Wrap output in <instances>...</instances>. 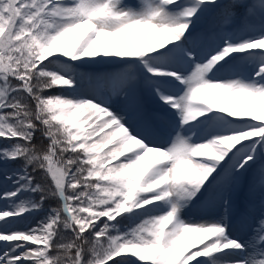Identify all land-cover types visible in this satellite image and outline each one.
Segmentation results:
<instances>
[{"label": "snow or ice", "instance_id": "6c2138e0", "mask_svg": "<svg viewBox=\"0 0 264 264\" xmlns=\"http://www.w3.org/2000/svg\"><path fill=\"white\" fill-rule=\"evenodd\" d=\"M190 262L264 264V0H0V264Z\"/></svg>", "mask_w": 264, "mask_h": 264}, {"label": "rangeland", "instance_id": "374dc122", "mask_svg": "<svg viewBox=\"0 0 264 264\" xmlns=\"http://www.w3.org/2000/svg\"><path fill=\"white\" fill-rule=\"evenodd\" d=\"M93 67V66H92ZM95 67H97V68H101V67H104L105 69H101V70H96V69H89V68H87L86 70H88V71H97V72H99V71H105V70H111V67L112 66H106V65H98V66H95ZM62 93V92H61ZM64 94H66L67 95V92H63ZM62 93V94H63ZM149 101V100H148ZM155 108H156V106H155ZM41 174V173H40ZM42 179H44L43 178V175L41 174V180ZM44 181H48L47 179H44ZM47 186H50V182L49 183H47ZM48 204V203H47ZM48 207H46L45 209H47ZM40 218V216H37L36 217V219H39ZM184 218L185 219H188V220H191V219H199L200 218V213L197 211V210H195V209H186L185 210V212H184ZM138 222V221H137ZM33 223H35V220H33ZM128 225V222L127 221H125L124 222V226H127ZM133 259H135V258H133ZM190 264H191V262H190Z\"/></svg>", "mask_w": 264, "mask_h": 264}, {"label": "bare ground", "instance_id": "6f19581e", "mask_svg": "<svg viewBox=\"0 0 264 264\" xmlns=\"http://www.w3.org/2000/svg\"><path fill=\"white\" fill-rule=\"evenodd\" d=\"M153 102L156 103V104H158L159 108L161 107V106H160V102H159L158 100H154ZM168 111H171V110L169 109ZM128 123H129L130 125H132L133 130H135V129L137 128V126L140 124V123L135 124V123H134V118H132V117H129V119H128ZM156 142L159 143V144L162 145V146H163L162 142L165 144V142H164V138H163L162 136H161L158 140H156Z\"/></svg>", "mask_w": 264, "mask_h": 264}, {"label": "trees", "instance_id": "16d2710c", "mask_svg": "<svg viewBox=\"0 0 264 264\" xmlns=\"http://www.w3.org/2000/svg\"><path fill=\"white\" fill-rule=\"evenodd\" d=\"M37 134H40V133L37 132ZM41 141H42L43 145H46L48 143V141L47 140H43V138L41 136H39L38 138H36V140L34 141V143L41 144Z\"/></svg>", "mask_w": 264, "mask_h": 264}]
</instances>
